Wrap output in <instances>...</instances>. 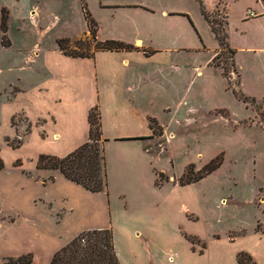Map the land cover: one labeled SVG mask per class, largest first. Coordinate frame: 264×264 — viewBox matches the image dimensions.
Masks as SVG:
<instances>
[{
    "label": "rangeland",
    "instance_id": "374dc122",
    "mask_svg": "<svg viewBox=\"0 0 264 264\" xmlns=\"http://www.w3.org/2000/svg\"><path fill=\"white\" fill-rule=\"evenodd\" d=\"M82 1L98 25V35L139 37L153 45L165 42L170 46L191 47L204 42L208 49L217 46L197 0ZM219 1L201 0L209 12L210 21L220 29L227 21H237L246 7L237 0H221L225 4L213 10ZM4 2L10 3V0H0V10ZM27 3L19 4V8L28 5L31 8L29 16L20 18L13 12L8 21L10 47L2 46L0 33V67L9 68L0 75V148L5 163V168L0 171V264H13L12 260L31 253L35 246L46 245V232L56 234L59 231L66 239L77 230L96 229L107 220L114 224V248L121 264L228 263V257L212 248L207 252L202 246L214 234H244L241 230L252 229L260 209L263 210L264 102L246 105L230 92L222 100L230 111V121L220 115L212 119L196 113L195 123H185L182 131H174L177 135L171 140V147L168 146L162 154L166 159V175L178 180L187 170L190 177L216 156H222L224 160L218 170L184 187L169 181L167 176L158 177L162 186L149 191V199L141 200L143 207L137 209L140 230L147 232L150 240L147 249L139 243L140 236L132 229L137 225L134 219L137 217L132 218L130 210L119 209L124 200H111L109 194L103 192L93 194L84 189L70 190L48 181L45 184L42 181L44 176L33 170L31 145L23 144L14 150L6 141V137L12 139L15 134L10 123L4 121V86L16 82L17 76L22 77V84H30L34 77L30 73L33 65L29 67L28 59L37 48L51 50L58 36L87 31L80 0H30ZM32 19L40 22V29L46 31L49 27L43 37L37 33ZM89 40H70L68 49L92 54L95 43ZM80 41L84 45L72 44ZM240 56L241 59L245 57L244 54ZM184 60L191 61L192 56L184 55ZM232 60V56L225 53L216 64L221 71L228 72L233 70ZM232 79L235 83V74ZM242 93L248 97L243 90ZM246 119L244 123H238ZM14 123L18 139L25 141L28 121L19 114ZM165 146V138L158 136L153 151L161 153ZM221 152L224 154H218ZM18 159L23 160L25 168L14 166ZM61 220L62 228H57L55 222ZM185 235L198 237L197 243L192 244Z\"/></svg>",
    "mask_w": 264,
    "mask_h": 264
},
{
    "label": "crops",
    "instance_id": "0c3cea01",
    "mask_svg": "<svg viewBox=\"0 0 264 264\" xmlns=\"http://www.w3.org/2000/svg\"><path fill=\"white\" fill-rule=\"evenodd\" d=\"M27 1L30 2H4L0 14L6 9L8 21L13 12L16 17L25 18L31 13V8L24 5L20 9L19 4H29ZM237 2L246 8L237 21L227 22L229 46L235 51L236 71L240 75L238 89L256 102L263 103L264 0ZM222 3L220 0L213 10ZM250 11L256 16L250 17ZM163 15L167 16V13L163 12ZM32 20L37 33L43 37L49 27L46 31L40 29V22ZM205 22L211 30L209 23ZM211 33L215 38L212 30ZM86 38H90L88 28L80 33L58 36L51 50L37 48L32 52L28 63L29 67L33 65L30 73L34 78L30 84H22V77L17 76L16 82L11 81L4 86V121H8L14 130L15 136L12 139L17 136L12 125L13 117L20 114L28 121L30 133L26 135L23 144L31 145L34 151L33 170L44 176L45 180L42 181L45 184L48 181L53 185L78 190L83 188L67 180L58 170L37 169V161L40 155L66 157L85 144L90 134L89 113L93 108H98L108 177V193H103L107 196L109 194L111 200H124V205L119 209L130 210V216L137 217L134 218L137 225L132 226V229L140 236L139 243L149 249L147 232H142L137 222L140 217L137 209L143 207L141 200L149 199V191L162 186L161 183L159 186L156 184L160 175L177 183L175 177L166 175V159L162 157L177 135L174 131H182L185 123H195L196 113L201 114L202 118L210 116L214 119L220 115L225 121L231 120L230 111L222 100L233 91L221 69L212 64L220 51L219 44L215 38L217 46L214 49L205 47L204 42L191 47L170 46L165 42L153 45L139 37L109 38L98 35V25L97 41L116 39L134 49L94 50L89 57H72L59 50L57 44L61 39L76 41ZM241 54H244V59H241ZM184 55L192 56V60H184ZM7 70L9 68L0 67V75H4ZM151 120L156 121L160 137L165 138L166 146L161 153L153 151L158 136L151 127ZM245 121L247 119L238 123ZM17 162L21 165L17 166ZM14 166L26 167L22 159L16 160ZM262 208H258L260 213L252 229H243L241 231L244 234L237 236L214 234L204 243L207 252L212 248L229 258L226 264H238L237 254L245 251L253 256L256 264H264V205ZM62 221L55 222V226L62 228ZM112 226L113 222L107 220L96 229L77 230L66 239L59 231L56 234L46 232V245L32 249V264H50L53 255L79 234L110 227L113 230ZM113 242H116L114 236Z\"/></svg>",
    "mask_w": 264,
    "mask_h": 264
},
{
    "label": "trees",
    "instance_id": "16d2710c",
    "mask_svg": "<svg viewBox=\"0 0 264 264\" xmlns=\"http://www.w3.org/2000/svg\"><path fill=\"white\" fill-rule=\"evenodd\" d=\"M201 7V13L204 19L209 23L211 30L218 41L220 51L214 57L212 64L221 69L219 64H216V60L220 56H224L225 53H229L233 60L231 66L232 71H226L223 69L222 75L227 79L229 88L233 91L235 97L241 100L246 105L255 102L254 99H250L243 95L239 89L240 75L236 71L235 66V51L229 46V34H228V22H226L225 27L217 28L216 24L209 19V12L203 6L201 0H197ZM82 10L84 13L85 21L87 24L88 31L90 33V40L95 43L96 51H120V50H132L133 46L127 45L123 42L115 40H107L99 42L96 39L97 24L92 19L88 10L82 1ZM227 17V16H226ZM228 18V17H227ZM8 32V13L6 9H3L0 17V33H2L1 44L2 46L8 48L11 46L10 39L7 36ZM89 40V42H90ZM71 41L69 39L58 40L57 44L59 50H61L65 55L72 57H89L91 54L88 53H78L70 51ZM72 44H83V42H74ZM84 45V44H83ZM82 46V45H81ZM222 70V69H221ZM235 74L237 79L235 83L233 82L232 75ZM14 118L12 119V125L15 127ZM89 124H90V134L89 140L76 149L74 152L70 153L66 157L59 158L51 155H40L37 161V169L39 170H58L67 180L70 182L81 186L84 190L90 193H108V177L106 170V159L103 148V138L100 130V116L98 108H93L89 113ZM151 127L157 136H161V132L157 127L156 121L151 120ZM30 133V127L27 130V134ZM26 134V135H27ZM6 141L10 147L13 149L20 148L23 145L21 139L6 138ZM222 156H216L210 162H208L202 169L196 173L192 174L190 177L186 172L181 178L177 180L179 186L184 187L197 183L218 170L223 164ZM20 162H17V166H20ZM191 166V165H190ZM5 168V163L2 158L1 148H0V171ZM161 176V175H160ZM160 185V181L156 183ZM186 239L191 241L192 244L197 243L195 237L185 235ZM205 249V244L202 246ZM203 253V250L200 254ZM33 255L28 253L21 256L17 260H12L13 264H32ZM238 264H256L253 256L248 252L241 251L237 254ZM50 264H121L113 242V232L111 229L105 230H91L85 231L75 237L66 246L57 251Z\"/></svg>",
    "mask_w": 264,
    "mask_h": 264
},
{
    "label": "built area",
    "instance_id": "2783aa9c",
    "mask_svg": "<svg viewBox=\"0 0 264 264\" xmlns=\"http://www.w3.org/2000/svg\"><path fill=\"white\" fill-rule=\"evenodd\" d=\"M249 16H250V17H255V16H256V14H255V13H253L252 11H250V12H249Z\"/></svg>",
    "mask_w": 264,
    "mask_h": 264
}]
</instances>
